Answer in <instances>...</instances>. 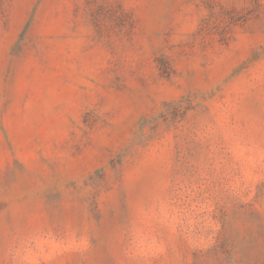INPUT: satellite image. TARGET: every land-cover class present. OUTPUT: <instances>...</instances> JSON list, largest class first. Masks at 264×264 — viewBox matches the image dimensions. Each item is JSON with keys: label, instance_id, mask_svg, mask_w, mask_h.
<instances>
[{"label": "rangeland", "instance_id": "374dc122", "mask_svg": "<svg viewBox=\"0 0 264 264\" xmlns=\"http://www.w3.org/2000/svg\"><path fill=\"white\" fill-rule=\"evenodd\" d=\"M0 264H264V0H0Z\"/></svg>", "mask_w": 264, "mask_h": 264}]
</instances>
